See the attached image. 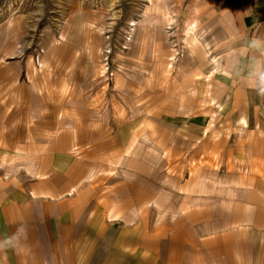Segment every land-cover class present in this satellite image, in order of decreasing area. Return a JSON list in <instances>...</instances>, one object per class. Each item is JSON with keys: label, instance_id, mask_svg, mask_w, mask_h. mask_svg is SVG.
Listing matches in <instances>:
<instances>
[{"label": "rangeland", "instance_id": "374dc122", "mask_svg": "<svg viewBox=\"0 0 264 264\" xmlns=\"http://www.w3.org/2000/svg\"><path fill=\"white\" fill-rule=\"evenodd\" d=\"M175 4L0 0V137L25 144L0 140V192L73 180L63 264H264V70L241 91Z\"/></svg>", "mask_w": 264, "mask_h": 264}, {"label": "crops", "instance_id": "0c3cea01", "mask_svg": "<svg viewBox=\"0 0 264 264\" xmlns=\"http://www.w3.org/2000/svg\"><path fill=\"white\" fill-rule=\"evenodd\" d=\"M174 1V12L179 14L178 17L190 24L202 25L201 31H209L210 35L205 31L203 34L221 54L219 58L224 63L221 64L222 75L232 78L233 83L243 81V91L246 84L254 81L255 76L264 70V0ZM19 127L10 128L8 134L0 137L3 142L1 148L5 152L25 147L23 130ZM32 137L36 141V133ZM32 164L36 172V163ZM58 176H50L43 182L41 189L46 193L45 197L36 196V182L30 186L1 189L0 264H42V254L48 255L47 262L51 264H63L70 258V253H79L74 238L80 232V219L76 224L65 223L74 215L73 202H51L65 194L72 198L77 186H73V180L65 178L62 181ZM54 220H60L61 224L53 226ZM74 247H77L75 251Z\"/></svg>", "mask_w": 264, "mask_h": 264}]
</instances>
